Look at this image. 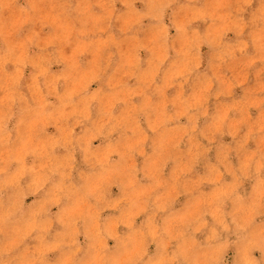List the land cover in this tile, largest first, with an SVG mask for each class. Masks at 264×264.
I'll list each match as a JSON object with an SVG mask.
<instances>
[{
    "label": "rangeland",
    "instance_id": "rangeland-1",
    "mask_svg": "<svg viewBox=\"0 0 264 264\" xmlns=\"http://www.w3.org/2000/svg\"><path fill=\"white\" fill-rule=\"evenodd\" d=\"M251 259L264 0H0V264Z\"/></svg>",
    "mask_w": 264,
    "mask_h": 264
},
{
    "label": "clouds",
    "instance_id": "clouds-1",
    "mask_svg": "<svg viewBox=\"0 0 264 264\" xmlns=\"http://www.w3.org/2000/svg\"><path fill=\"white\" fill-rule=\"evenodd\" d=\"M223 6H224V7H227L228 5L225 4V5H223ZM220 223L223 224V219L220 220ZM238 226L243 227L244 225H243V224H239ZM211 264H216V261L213 260V261L211 262ZM245 264H264V261L257 262V261H255L254 259H251V260H247V261L245 262Z\"/></svg>",
    "mask_w": 264,
    "mask_h": 264
}]
</instances>
